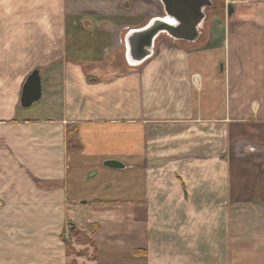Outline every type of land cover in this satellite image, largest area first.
I'll list each match as a JSON object with an SVG mask.
<instances>
[{
  "label": "crops",
  "instance_id": "obj_1",
  "mask_svg": "<svg viewBox=\"0 0 264 264\" xmlns=\"http://www.w3.org/2000/svg\"><path fill=\"white\" fill-rule=\"evenodd\" d=\"M154 18L161 0H0V264H264V2L131 64ZM70 225L93 240L71 255Z\"/></svg>",
  "mask_w": 264,
  "mask_h": 264
},
{
  "label": "water",
  "instance_id": "obj_2",
  "mask_svg": "<svg viewBox=\"0 0 264 264\" xmlns=\"http://www.w3.org/2000/svg\"><path fill=\"white\" fill-rule=\"evenodd\" d=\"M167 18H154L143 28L130 29L125 35L127 60L139 64L149 58L157 38L166 34L176 40L195 41L201 35V27L206 20L205 9L213 5L212 0H161ZM235 11L229 6V13ZM42 97V77L40 71L31 72L24 86L22 105L30 107ZM106 165L123 168L117 160H109Z\"/></svg>",
  "mask_w": 264,
  "mask_h": 264
},
{
  "label": "rangeland",
  "instance_id": "obj_3",
  "mask_svg": "<svg viewBox=\"0 0 264 264\" xmlns=\"http://www.w3.org/2000/svg\"><path fill=\"white\" fill-rule=\"evenodd\" d=\"M213 5L211 7H208L205 9V13H206V19H208L209 21L212 19H218L220 21H223V25H225V22L227 23L231 17L236 13V10L238 9V7L242 6V5H246V4H257V3H262L264 2V0H237V1H228V0H212ZM229 6H233L235 9L234 14H230L229 13ZM256 8V7H255ZM92 13H95L94 10H87L83 13L82 16H90ZM255 13V12H253ZM232 15V16H231ZM238 16V14H237ZM123 28L121 27L120 30H122ZM11 43H5L4 47L8 48V49H14L13 45L10 46ZM12 47V48H11ZM75 125V124H73ZM70 225L67 230H66V234L68 235L64 237V240L66 243H70V244H74V242H79V243H90L87 241V238L85 237V233L83 231H81L78 228L75 229H71ZM85 241V242H83ZM74 247V246H73ZM75 249V247H74ZM75 250H74V254H75Z\"/></svg>",
  "mask_w": 264,
  "mask_h": 264
},
{
  "label": "trees",
  "instance_id": "obj_4",
  "mask_svg": "<svg viewBox=\"0 0 264 264\" xmlns=\"http://www.w3.org/2000/svg\"><path fill=\"white\" fill-rule=\"evenodd\" d=\"M69 131H70L69 132V141L73 144L74 143V140H75V137H76V126L73 125L69 129ZM89 228H90L91 231H94V230H96V228H98V226L95 224V225H91ZM71 229L73 230V229H75V227L71 226ZM84 235L87 238V241L88 242L93 243V240L90 238V236L87 233H85ZM83 242H85V241H83ZM66 245H67V252H68V254H70V255L73 254L74 253V250H75L74 247H73V245L70 244V243H66ZM71 264H76V262H73Z\"/></svg>",
  "mask_w": 264,
  "mask_h": 264
},
{
  "label": "built area",
  "instance_id": "obj_5",
  "mask_svg": "<svg viewBox=\"0 0 264 264\" xmlns=\"http://www.w3.org/2000/svg\"><path fill=\"white\" fill-rule=\"evenodd\" d=\"M228 1H232V2H234V1H237V0H228Z\"/></svg>",
  "mask_w": 264,
  "mask_h": 264
}]
</instances>
